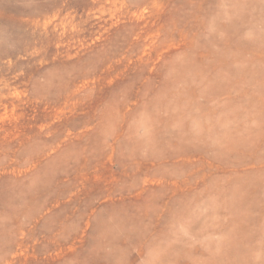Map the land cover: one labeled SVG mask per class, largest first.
<instances>
[{
	"label": "rangeland",
	"instance_id": "374dc122",
	"mask_svg": "<svg viewBox=\"0 0 264 264\" xmlns=\"http://www.w3.org/2000/svg\"><path fill=\"white\" fill-rule=\"evenodd\" d=\"M0 264H264V0H0Z\"/></svg>",
	"mask_w": 264,
	"mask_h": 264
}]
</instances>
